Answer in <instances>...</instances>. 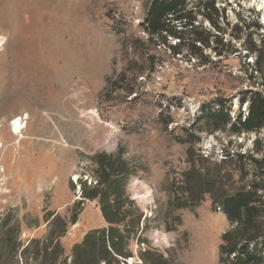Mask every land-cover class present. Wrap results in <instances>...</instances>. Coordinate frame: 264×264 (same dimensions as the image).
<instances>
[{
  "label": "rangeland",
  "instance_id": "obj_1",
  "mask_svg": "<svg viewBox=\"0 0 264 264\" xmlns=\"http://www.w3.org/2000/svg\"><path fill=\"white\" fill-rule=\"evenodd\" d=\"M261 1L218 0L221 32L198 14L200 29L225 45L196 55L191 29L176 52L177 38L147 32L151 0H0V264H73L74 246L108 225L99 200L84 197L100 179L98 154L130 174L126 193L144 214L121 264H143L145 249L170 264H223L232 226L213 199L252 180L237 154L264 155V128L193 123L203 103H223L233 120L248 113L240 92L262 79L243 34H264ZM17 116L26 118L22 137L11 132Z\"/></svg>",
  "mask_w": 264,
  "mask_h": 264
},
{
  "label": "trees",
  "instance_id": "obj_2",
  "mask_svg": "<svg viewBox=\"0 0 264 264\" xmlns=\"http://www.w3.org/2000/svg\"><path fill=\"white\" fill-rule=\"evenodd\" d=\"M218 0H199L192 9L190 0H151L143 25L148 33L157 35L164 43L167 36L179 40L169 47L175 52L185 44L183 37L186 30L191 29L193 38L186 44L193 54L201 46L213 48L219 55L222 50L212 42L225 45L219 40L218 33L203 31L196 24V16L202 14L211 21L214 28L221 32L223 28L215 21L213 15H219ZM223 18V15H222ZM241 22L249 28L254 22L248 23L244 18ZM229 23V22H228ZM258 25V24H257ZM237 32L234 38L242 39L243 35L247 54H255L254 69L261 74L262 83L259 89H246L240 92V104L248 103V113H239L235 120L224 104L214 108L203 103L199 107L200 114L193 123L194 129L200 130L209 122L214 121V128L230 124L233 132L258 131L264 128V34L256 40L254 33L245 32L235 25ZM254 153H238L237 160L251 164L252 180L232 193H226L213 199L215 210L219 207L226 215L232 228L223 233L220 244V260L223 264H261L264 262V155ZM101 154L95 156L98 165L99 181L88 187L85 185L84 197L99 200L102 216L107 226L90 230L83 241L74 246L73 264H121L132 257L129 246L138 235L143 212L134 200L126 193L124 180L130 175L118 168L120 163L115 160L104 162ZM230 154L226 152V159ZM244 169L246 171L247 169ZM249 171V170H247ZM244 172V173H247ZM213 194V191L209 190ZM128 202L129 206L125 207ZM77 218H73L76 222ZM140 238V236H139ZM143 264H170L163 254L151 249L142 253ZM155 256V258H151Z\"/></svg>",
  "mask_w": 264,
  "mask_h": 264
},
{
  "label": "bare ground",
  "instance_id": "obj_3",
  "mask_svg": "<svg viewBox=\"0 0 264 264\" xmlns=\"http://www.w3.org/2000/svg\"><path fill=\"white\" fill-rule=\"evenodd\" d=\"M259 8H264V1H261L258 4ZM5 44V36H0V50L2 48V46ZM23 120L24 118H19V116H17L12 128H11V132L16 135L17 137H22L23 136V129L26 128V124H23ZM113 134H109L107 139H106V145L109 148H112L115 146V140L112 137ZM134 182H136V179L133 180V183L131 186L134 185ZM159 237V234L157 235Z\"/></svg>",
  "mask_w": 264,
  "mask_h": 264
},
{
  "label": "built area",
  "instance_id": "obj_4",
  "mask_svg": "<svg viewBox=\"0 0 264 264\" xmlns=\"http://www.w3.org/2000/svg\"><path fill=\"white\" fill-rule=\"evenodd\" d=\"M16 118H17V117H15V118L12 120V126H13V124H14ZM19 118H24V120L26 119L25 117H22V116H19ZM25 122H26V120L24 121V123H25ZM3 170H4V168H2V171H3Z\"/></svg>",
  "mask_w": 264,
  "mask_h": 264
}]
</instances>
